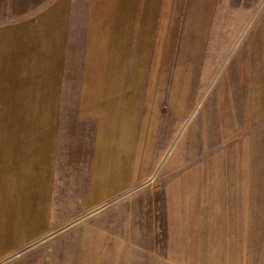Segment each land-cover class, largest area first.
<instances>
[{
    "label": "rangeland",
    "instance_id": "obj_1",
    "mask_svg": "<svg viewBox=\"0 0 264 264\" xmlns=\"http://www.w3.org/2000/svg\"><path fill=\"white\" fill-rule=\"evenodd\" d=\"M52 1L0 0V23ZM214 2L178 5L155 129L103 170L71 147L44 233L0 264H264V0Z\"/></svg>",
    "mask_w": 264,
    "mask_h": 264
},
{
    "label": "crops",
    "instance_id": "obj_2",
    "mask_svg": "<svg viewBox=\"0 0 264 264\" xmlns=\"http://www.w3.org/2000/svg\"><path fill=\"white\" fill-rule=\"evenodd\" d=\"M214 1L53 0L0 23V259L44 233L39 224L72 148L78 154L92 142L95 170L105 169L114 139L155 129L162 51L187 9L178 5Z\"/></svg>",
    "mask_w": 264,
    "mask_h": 264
}]
</instances>
